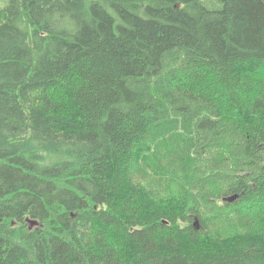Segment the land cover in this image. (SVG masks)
Returning a JSON list of instances; mask_svg holds the SVG:
<instances>
[{"label": "trees", "instance_id": "trees-1", "mask_svg": "<svg viewBox=\"0 0 264 264\" xmlns=\"http://www.w3.org/2000/svg\"><path fill=\"white\" fill-rule=\"evenodd\" d=\"M0 264H264V0H0Z\"/></svg>", "mask_w": 264, "mask_h": 264}, {"label": "water", "instance_id": "water-1", "mask_svg": "<svg viewBox=\"0 0 264 264\" xmlns=\"http://www.w3.org/2000/svg\"><path fill=\"white\" fill-rule=\"evenodd\" d=\"M227 198H228V197H227ZM227 198H226V199H227ZM236 198H237V196H231V197L228 198V200H234V199H236ZM29 223H30V225H33V224H34L33 221H30ZM195 224H196V225L198 226V228H199V223H198V221H196Z\"/></svg>", "mask_w": 264, "mask_h": 264}]
</instances>
